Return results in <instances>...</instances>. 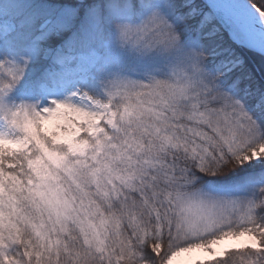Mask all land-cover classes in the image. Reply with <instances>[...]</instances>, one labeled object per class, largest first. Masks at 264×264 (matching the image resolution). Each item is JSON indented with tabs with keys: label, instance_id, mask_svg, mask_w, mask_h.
<instances>
[{
	"label": "snow or ice",
	"instance_id": "snow-or-ice-1",
	"mask_svg": "<svg viewBox=\"0 0 264 264\" xmlns=\"http://www.w3.org/2000/svg\"><path fill=\"white\" fill-rule=\"evenodd\" d=\"M0 264H264V0H0Z\"/></svg>",
	"mask_w": 264,
	"mask_h": 264
}]
</instances>
